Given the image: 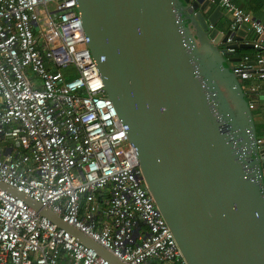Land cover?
Here are the masks:
<instances>
[{"label": "built area", "instance_id": "obj_1", "mask_svg": "<svg viewBox=\"0 0 264 264\" xmlns=\"http://www.w3.org/2000/svg\"><path fill=\"white\" fill-rule=\"evenodd\" d=\"M209 2L233 29L254 30L264 77V23L232 0ZM233 71L253 79L250 55ZM0 180L126 264H188L107 95L77 0H0ZM0 264L112 263L0 188Z\"/></svg>", "mask_w": 264, "mask_h": 264}, {"label": "water", "instance_id": "obj_2", "mask_svg": "<svg viewBox=\"0 0 264 264\" xmlns=\"http://www.w3.org/2000/svg\"><path fill=\"white\" fill-rule=\"evenodd\" d=\"M209 0H77L87 44L146 185L188 264H264V147L233 71L248 30ZM112 264H126L0 180Z\"/></svg>", "mask_w": 264, "mask_h": 264}, {"label": "crops", "instance_id": "obj_3", "mask_svg": "<svg viewBox=\"0 0 264 264\" xmlns=\"http://www.w3.org/2000/svg\"><path fill=\"white\" fill-rule=\"evenodd\" d=\"M237 5L243 7L245 10L251 13V15L260 20L264 23V0H232ZM211 8L213 9L218 4L210 3ZM225 15L228 16L229 24L231 22V17L229 13L224 10ZM256 37V33L254 30H248V35L246 38H249L251 40H254ZM246 49L250 50L249 53L246 51ZM244 54H249L251 57V64L253 65L254 74L255 77L253 79H243L242 84L243 87L247 90H251L249 88L250 82L255 81V84L258 85L257 92L251 91L247 93L249 95L248 100L253 101L255 103V107L253 108V113L255 116V119L257 123H259V129L260 132L257 137L264 136V77L261 76V72L263 70V65L260 62V59L257 58L258 50L256 48H243L238 47L235 49L234 54H230L228 56L234 57V56H240L242 57ZM237 61L232 63L233 65L236 64Z\"/></svg>", "mask_w": 264, "mask_h": 264}, {"label": "rangeland", "instance_id": "obj_4", "mask_svg": "<svg viewBox=\"0 0 264 264\" xmlns=\"http://www.w3.org/2000/svg\"><path fill=\"white\" fill-rule=\"evenodd\" d=\"M246 97L249 98V95L246 94ZM259 125L260 124L256 122L257 134H259V132H260Z\"/></svg>", "mask_w": 264, "mask_h": 264}, {"label": "trees", "instance_id": "obj_5", "mask_svg": "<svg viewBox=\"0 0 264 264\" xmlns=\"http://www.w3.org/2000/svg\"><path fill=\"white\" fill-rule=\"evenodd\" d=\"M246 51L249 53L250 50L249 49L248 50L246 49Z\"/></svg>", "mask_w": 264, "mask_h": 264}]
</instances>
